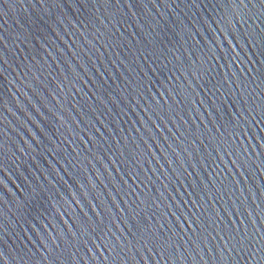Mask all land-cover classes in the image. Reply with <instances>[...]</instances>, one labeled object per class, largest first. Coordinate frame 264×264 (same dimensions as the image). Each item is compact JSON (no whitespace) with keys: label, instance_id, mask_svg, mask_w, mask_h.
<instances>
[{"label":"water","instance_id":"1","mask_svg":"<svg viewBox=\"0 0 264 264\" xmlns=\"http://www.w3.org/2000/svg\"><path fill=\"white\" fill-rule=\"evenodd\" d=\"M0 264H264L262 0H0Z\"/></svg>","mask_w":264,"mask_h":264},{"label":"snow or ice","instance_id":"2","mask_svg":"<svg viewBox=\"0 0 264 264\" xmlns=\"http://www.w3.org/2000/svg\"><path fill=\"white\" fill-rule=\"evenodd\" d=\"M262 3H264V0H262ZM36 115L38 116V118H39V116H40V114H39V112L37 111L36 112ZM38 129V132L40 131V129L39 128H37ZM37 195H39V193L37 194ZM73 202H75V201H73ZM49 224H51V227H52V229H54L55 230V225H53L52 223H48V224H46L45 225V227H47L48 228V226H49Z\"/></svg>","mask_w":264,"mask_h":264}]
</instances>
